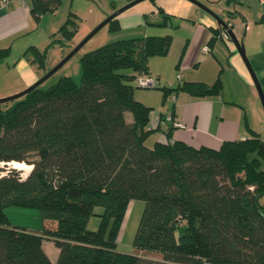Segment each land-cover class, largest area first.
Returning <instances> with one entry per match:
<instances>
[{
	"label": "trees",
	"instance_id": "16d2710c",
	"mask_svg": "<svg viewBox=\"0 0 264 264\" xmlns=\"http://www.w3.org/2000/svg\"><path fill=\"white\" fill-rule=\"evenodd\" d=\"M61 1L25 4L38 23ZM109 22L117 32L118 20ZM170 41L166 35L111 42L82 56L79 84L64 76L51 89L39 85L0 104V163L31 166L24 178L14 168L0 176V264H264L259 135L252 131L218 149L180 141L145 145L150 107L134 98V89L138 76L147 75L148 58L165 55ZM27 53L44 68L45 50L29 46ZM8 54L0 48V61ZM217 91L215 84L199 94ZM135 199L144 201L133 241L140 253L118 252ZM95 206L103 211L98 228L89 230ZM9 207L37 210L54 226L34 233L11 224ZM44 240L58 250L55 261Z\"/></svg>",
	"mask_w": 264,
	"mask_h": 264
},
{
	"label": "crops",
	"instance_id": "0c3cea01",
	"mask_svg": "<svg viewBox=\"0 0 264 264\" xmlns=\"http://www.w3.org/2000/svg\"><path fill=\"white\" fill-rule=\"evenodd\" d=\"M197 1L220 16L232 14V32L242 42L264 90V0ZM116 19L120 26L116 33L132 35L117 40L171 36L166 54L147 60L146 76L154 78L158 87L136 85L134 89V98L150 107L147 147L180 141L194 148L218 149L223 142L248 138L252 131L264 141V109L249 69L234 43L219 36L222 29L210 13L190 0H152L141 10L122 12ZM40 20L36 23L19 0L0 1V48H9L8 56L0 61V98L26 89L45 73L25 54L29 46L39 48L37 39L30 36ZM215 84L216 94H199ZM175 122L180 126H174ZM43 226L54 223L38 221L27 229L39 233ZM42 247L55 261L58 250L53 243L44 240Z\"/></svg>",
	"mask_w": 264,
	"mask_h": 264
},
{
	"label": "rangeland",
	"instance_id": "374dc122",
	"mask_svg": "<svg viewBox=\"0 0 264 264\" xmlns=\"http://www.w3.org/2000/svg\"><path fill=\"white\" fill-rule=\"evenodd\" d=\"M151 1L152 0H143L124 12L127 14H131L135 11L141 10L143 7L151 3ZM127 3V0H62L55 13L46 14L40 20L42 21L40 22V26H38L37 29L35 28L30 36L34 40L37 39L36 42L39 44V48L41 50H45L44 68L41 69V71L45 72L43 75L54 69L68 55V53L77 45H79L102 21H104L108 16L113 14L115 11H117ZM198 3L203 6L202 9L205 7L206 9H208V7L204 3ZM231 10H233V7ZM109 23L110 22L99 29L89 40H87L80 47V49L71 58H69L44 82H42L40 84L41 88L44 90L51 89L59 80V78L64 76L70 77L73 82L79 84L82 77L81 58L84 54L111 42H114L115 40H117V38L132 36L128 35L129 33L127 31H121L118 33L112 31L110 29L111 24ZM62 26L64 28L59 31ZM67 34H69L70 36L66 37ZM50 38L55 39V41H52L53 43H49ZM28 57L31 59V54H29ZM262 92H264V90H262ZM258 98L262 109H264L259 95ZM0 168L5 169L3 172H0L1 176L4 175L7 170L12 167L9 166V163L5 165L3 163H0ZM261 168H264V163H262ZM21 171L20 172L22 178H24L29 172L27 170V167L21 169ZM258 203L262 207H264V195L259 198ZM143 208L144 201L140 199L130 201L117 241L116 250L118 252L127 254L140 253V251L133 246V241L141 218V214L143 212ZM6 210V213H8V220L11 224L20 226L25 225L30 229L33 228L32 226L36 222L39 221L40 223H42L40 213L37 210H26L20 209L18 207H9ZM102 211L103 208L100 206H95L93 208V214L88 218V221L90 220L89 224L87 221V227L91 228L89 230H96L98 228L100 221L99 214H101ZM182 232L183 230L181 228L176 229L175 237L178 238L182 234ZM141 254L151 258L160 257V255L155 252H142Z\"/></svg>",
	"mask_w": 264,
	"mask_h": 264
},
{
	"label": "water",
	"instance_id": "95a60500",
	"mask_svg": "<svg viewBox=\"0 0 264 264\" xmlns=\"http://www.w3.org/2000/svg\"><path fill=\"white\" fill-rule=\"evenodd\" d=\"M143 0H132L130 2H128L126 5H124L123 7H121L120 9H118L117 11H115L113 14H111L110 16H108L104 21H102L96 28H94L89 35L79 44L77 45L75 48H73L68 55L51 71H49L48 73H46L45 75H43L42 77H40V79H38L35 83H33L32 85H30L29 87H27L26 89L11 95V96H7L4 98H0V104L2 103H6L9 101H12L14 99H17L21 96H24L27 92L31 91L32 89H34L35 87L39 86L42 82H44L50 75H52L59 67H61L69 58H71L79 49L80 47L87 41L89 40L99 29H101L105 24H107L110 20H112L113 18H116L119 14H121L122 12H124L125 10H127L128 8L134 6L135 4L141 2ZM191 2H193L194 4H196L199 7H203L202 5H200L196 0H190ZM204 10H206L208 13H210L217 21V24L219 25V27L226 31L227 34L229 35V39L230 41H232L234 43V45L236 46L238 52L240 53L242 59L244 60L246 66L249 69V72L251 74V77L253 79L254 85L257 89L258 95L261 99V103L262 106H264V92H262V89L260 87V84L258 83V81L256 80L254 73L248 63V60L246 58L245 52H244V47L241 41L237 40V38L235 37L234 33L232 32L231 29V25L229 20L232 18V14L230 12H228L226 15H218L214 12H212L209 9L203 8ZM226 18V19H224Z\"/></svg>",
	"mask_w": 264,
	"mask_h": 264
},
{
	"label": "built area",
	"instance_id": "2783aa9c",
	"mask_svg": "<svg viewBox=\"0 0 264 264\" xmlns=\"http://www.w3.org/2000/svg\"><path fill=\"white\" fill-rule=\"evenodd\" d=\"M22 4L25 5V1L26 0H19ZM219 36L226 42H228L229 39V35L227 34L226 31L221 30ZM138 81V86L142 87V88H147V89H152L156 86L157 82L154 78L148 77L144 74H141L140 76H138L137 78ZM167 119H170V117L168 116ZM174 126H180L179 122H175L173 123Z\"/></svg>",
	"mask_w": 264,
	"mask_h": 264
},
{
	"label": "bare ground",
	"instance_id": "6f19581e",
	"mask_svg": "<svg viewBox=\"0 0 264 264\" xmlns=\"http://www.w3.org/2000/svg\"><path fill=\"white\" fill-rule=\"evenodd\" d=\"M9 166L14 168V169H18L20 171H21V169H24L25 167H27L28 171H30V169H31V166H28L24 163H19V162H11V163H9ZM21 172H23V171H21Z\"/></svg>",
	"mask_w": 264,
	"mask_h": 264
}]
</instances>
